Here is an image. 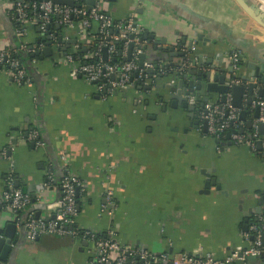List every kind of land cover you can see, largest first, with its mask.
Masks as SVG:
<instances>
[{"label": "crops", "instance_id": "crops-1", "mask_svg": "<svg viewBox=\"0 0 264 264\" xmlns=\"http://www.w3.org/2000/svg\"><path fill=\"white\" fill-rule=\"evenodd\" d=\"M8 2L14 0H0V42L11 43L15 16ZM106 9L115 19L135 12L144 31L155 35L154 41L186 37L187 43L200 34L188 54L200 71L201 65L213 66L216 55L240 51L241 64L233 68L223 61L211 74L213 82L216 75H224L227 84L233 77L248 75L244 63L264 58V29L234 0H107ZM43 37L33 20L22 41L36 47ZM53 52L51 58L31 61L34 76L27 84L17 85L0 70V191L13 162L18 187L31 196L24 216H52L47 203L60 197V189L42 187L46 166L52 163L57 169L66 165L85 185L74 219L80 229L101 234L112 229L123 244L172 255L213 253L222 258L249 246L244 233L264 205V146L262 152L254 151L245 144H229L230 136L204 131L198 112L189 117L180 103L171 105L168 92L160 87L165 78L156 81V76L149 90L135 85L103 96L81 75H74L71 65L58 62ZM145 52L151 61L162 54L152 44ZM201 85L192 95L197 100L193 104L206 95L204 79ZM260 89L264 84L254 89L256 100L261 99ZM208 94L207 102L219 101V93ZM246 100L247 95L243 107ZM254 106L247 107L246 120L255 121ZM30 125L37 127L43 146L28 140ZM202 169L219 188L212 185L204 191ZM109 190L115 206L103 211ZM9 223H14L13 214L0 208V229ZM93 251L90 241L50 234L30 240L16 227L11 249L0 264H88ZM233 264H264V255Z\"/></svg>", "mask_w": 264, "mask_h": 264}, {"label": "built area", "instance_id": "built-area-1", "mask_svg": "<svg viewBox=\"0 0 264 264\" xmlns=\"http://www.w3.org/2000/svg\"><path fill=\"white\" fill-rule=\"evenodd\" d=\"M74 5L65 3H55L52 0H24L22 2H8L6 7L15 16L14 37L20 40L18 49H12L11 43L0 42V70L7 75L17 85H24L31 82V76L27 73L24 65L15 56L18 50L34 52L44 46L40 42L36 47L28 46L22 41L28 34L29 24L33 20L39 23V29L43 33V38L52 41L53 49L58 53V62L71 65L74 75H81L83 79L93 84L101 95H111L122 92L136 82L148 85L153 82L156 76L166 73H180L184 68L197 65L196 59L189 58L187 49L182 48L185 57L179 65L168 66L167 62L145 60L143 66H139V60L148 44L144 37V28L138 20L135 12L130 13L126 18L115 19L106 9V0H93L92 6L88 9L86 0L79 3V0H72ZM259 9L262 10L264 0H255ZM92 21L98 25L97 40L96 35H90L89 27ZM50 24H55L63 32L55 33L49 29ZM47 37H49L47 39ZM60 41H59V40ZM69 44V49L83 47L85 53L82 56L74 52L66 53L60 49ZM122 44L120 52H117L115 43ZM132 45L130 59L127 60L129 45ZM106 50V58H103V51ZM118 53V54H117ZM119 55L118 61L111 62L112 58ZM241 53L233 50L227 55H216L215 64L212 67L201 65L199 68L203 72H210L219 69L223 61H229L233 68L237 67ZM150 69L152 77L145 71ZM135 73H137L135 75ZM173 81V79H172ZM237 83L245 85L239 78H232L229 84ZM194 96L189 97L190 103H196ZM261 108L260 117L253 121L249 133L234 131L230 133V139L235 144H245L252 150L257 151V140L260 134L257 130L258 123L264 122V97L256 100ZM238 108L231 104V94L227 93L225 102H207L199 110L198 115L201 120L207 121L208 132L216 137L224 135L231 124L235 127L243 126V121L239 119ZM28 140L37 147L44 145L36 128L30 129ZM264 146V144H263ZM2 155L6 157L7 150H2ZM64 160V155H60ZM59 183L56 184L55 169L52 163L47 164L42 183L43 189L53 186L60 188V197L47 203V207L52 210V216L48 218L36 217L33 213L23 215L22 210L31 202V196L16 186V177L13 169V162L9 163V171L5 177V185L0 191V208L5 207L13 214L14 224L17 228H22L28 239L34 240L42 235L50 234L59 237H72L90 241L93 245V254L88 264H233L245 261L249 257L264 255V205L256 216L247 231L244 233L249 240V246L236 249L219 258L213 253L195 255L187 252L170 254L168 252L154 253L148 249L135 245L123 244L115 239V233L109 229L105 235L89 229H80L74 226V219L78 213L77 197L85 193V185L76 174L72 173L66 165L60 169ZM112 191H107L104 196L102 210L113 209L115 202L112 199Z\"/></svg>", "mask_w": 264, "mask_h": 264}, {"label": "water", "instance_id": "water-1", "mask_svg": "<svg viewBox=\"0 0 264 264\" xmlns=\"http://www.w3.org/2000/svg\"><path fill=\"white\" fill-rule=\"evenodd\" d=\"M14 1L22 2L24 0H14ZM52 1L55 3H65L71 6L74 5L72 0H52ZM111 1H114V0H111ZM234 1L251 19H253L258 25H260L264 29V13L259 9L255 0H234ZM93 2H94L93 0H86L88 9L92 6ZM138 11H140L141 13L142 9H138ZM195 36H196L195 41H188L187 43H186V37H182L180 40L173 41V42H168L165 38H162L160 40L155 39L154 41L155 35L153 33H148V31L144 32V37L148 39V44L146 48L152 44V48L154 49L155 52L162 53L159 55L156 54V57L152 59L154 60L153 62L165 61L168 63V66L179 65L181 60L185 57V52L182 51L181 49L184 46H186L187 51L190 52L192 50L193 42L197 44L199 42V39H201L200 34L198 35L195 34ZM48 38L49 37H47V39ZM74 41L75 40H71L68 44L60 48L63 51V53L67 52L66 49L69 47V44L73 43ZM159 44H161L164 47H158ZM131 49H132V45L130 44L128 48L127 60L130 59ZM53 50L54 49L52 47V41L47 40L44 43V47L32 52L31 55L35 57V60H40L45 57L51 58L54 56ZM146 55H147L146 52L141 54L140 60H139L140 67H142L143 62L147 60ZM103 58L104 59L106 58L105 49L103 51ZM174 58H177V60L173 61ZM239 64H241V62H239ZM244 65L249 69V73L248 75L245 74L241 76L239 79L242 82H244L245 85L237 84V83L227 84L224 75H216L214 77L216 82H213L210 79L211 77L210 72H202L198 70L197 66H188L184 68L180 73L171 72V73H166L163 75L160 74L157 76L156 81L162 80L163 78L166 79V81H164L162 85H160V87H162L163 89H166V91L168 92V96L172 99L171 105L177 107V105L180 103L182 107H184L186 110L189 111L188 113L189 117H194V113L199 112V110L204 107L205 103L209 100V98H211V96L208 94L209 92L212 91V92L219 93L220 99H218L219 101H216V102H220V103L225 102L227 93H230L232 106L240 109L239 119L245 121L247 127L251 128L253 124V119L246 120L245 115L248 112L247 107L251 106L252 103L256 101V97L253 95L254 89L257 87L258 84H264V58L260 60L259 62H256L254 60L251 62H246L244 63ZM26 68H27V73L30 76L32 75L34 76L31 66H27ZM229 71H232V70L229 69ZM145 73H147L149 77H152L153 73L150 69H147ZM136 74L137 73H135V75ZM254 77L257 78L256 81H253ZM172 79L173 81L171 82L170 80ZM195 79H197V83H195L194 81ZM201 79H204L205 81L206 95L203 97L201 102L197 104L190 103L189 97L195 94L196 90L200 91L202 88ZM152 84L153 83H150L148 85H143L142 82L140 81V82H136V87L140 90H143V89L149 90L152 88ZM245 95H247V100H246L247 106L243 107V97ZM259 96L261 98L264 97V90L260 89ZM261 108L262 107L259 104H256L253 107L254 119H257L260 117ZM193 123L196 127L199 126V120L197 119L196 116H195ZM202 129L204 131H207V121L205 119L202 121ZM258 130L261 135H264V122L258 123ZM243 131L244 129H241L239 132H243ZM226 135L227 137H229L230 133L227 132ZM216 141L219 144L221 143L219 138ZM231 142L232 141H230L229 144ZM263 144H264L263 139L257 140V150L258 151H261V152L263 151ZM222 146H224V144H222ZM54 169H55V177H56V184H57L59 183L61 171L59 168L58 169L55 168V166H54ZM201 172L206 177V180L204 182L205 192L209 191V188L212 185H216V187L219 188V185L215 183V180L213 178H211V174L209 171H203L202 169ZM15 184L16 186H18L17 179H16ZM76 197L78 201V193H76ZM79 209H80V206L78 204L77 210L79 211ZM259 210H261V208H259ZM15 228H16V225L14 223H9L4 230L0 229V251H1L0 260L4 259V256L11 249V244L13 243V240H14ZM263 244H264V234H263Z\"/></svg>", "mask_w": 264, "mask_h": 264}, {"label": "trees", "instance_id": "trees-1", "mask_svg": "<svg viewBox=\"0 0 264 264\" xmlns=\"http://www.w3.org/2000/svg\"><path fill=\"white\" fill-rule=\"evenodd\" d=\"M29 1H32V0H29ZM83 2H84V0H79V3H83ZM15 24H16V26L18 25L17 22ZM48 30L56 31L55 33H59V34H60V32H63L62 29L61 28H58L55 24H50ZM88 30L90 32V35H92V36L93 35H96V39L95 40H97L98 25L96 24V22L92 21L91 26L89 27ZM42 42L45 43L46 42V38H43L42 39ZM20 43H21L20 40L18 38L14 37L13 40H12V42H11V45L10 46H11L12 49H18V47L20 46ZM115 46H116L117 52H120L121 47H122V44L120 42H117V43H115ZM67 50H69V52H74L75 54H79V56H82L85 53V51L83 50V47H78V49H73V48L69 49V47H68ZM31 53L32 52L22 51V50H18L15 53V56L24 65L26 71H27V68L26 67L27 66H30L31 61L35 58L34 56L31 55ZM117 54H116V56L114 58H112L111 62H115V61H118V60L121 59L119 57V55H117ZM28 71H29V69H28ZM29 73H30V71H29ZM245 126L244 125L243 126L241 125V126L235 127L233 124H231L230 127L228 128V130L222 136H226L227 132L231 133V132H234V131H240L241 129H244ZM32 128H36L37 129V127H33V126L30 125V129H32ZM244 131H245V133H249L251 131V129H244ZM222 136H220V137H222ZM78 199H79V196H78ZM78 203H79V201H78ZM253 222H256V221L253 220ZM257 224H258V222H256V225ZM101 235H105V234H101Z\"/></svg>", "mask_w": 264, "mask_h": 264}, {"label": "bare ground", "instance_id": "bare-ground-1", "mask_svg": "<svg viewBox=\"0 0 264 264\" xmlns=\"http://www.w3.org/2000/svg\"><path fill=\"white\" fill-rule=\"evenodd\" d=\"M262 10L264 11V4L262 5Z\"/></svg>", "mask_w": 264, "mask_h": 264}]
</instances>
